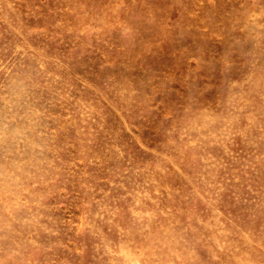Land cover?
<instances>
[{"label": "rangeland", "instance_id": "374dc122", "mask_svg": "<svg viewBox=\"0 0 264 264\" xmlns=\"http://www.w3.org/2000/svg\"><path fill=\"white\" fill-rule=\"evenodd\" d=\"M0 264H264V0H0Z\"/></svg>", "mask_w": 264, "mask_h": 264}]
</instances>
